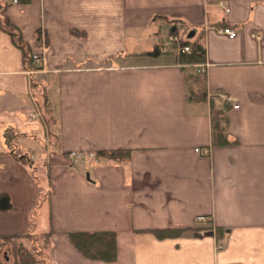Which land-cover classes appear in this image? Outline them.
Returning a JSON list of instances; mask_svg holds the SVG:
<instances>
[{"label": "crops", "instance_id": "1", "mask_svg": "<svg viewBox=\"0 0 264 264\" xmlns=\"http://www.w3.org/2000/svg\"><path fill=\"white\" fill-rule=\"evenodd\" d=\"M0 18L40 65L28 71L0 28V196L12 207L0 235L51 231L45 264H110L75 251L66 235L79 231L115 232L112 264H264V0H0ZM180 23L182 40L203 35L204 64L177 63ZM165 28L170 47L158 41ZM192 72L205 74L206 101L189 97ZM212 108L229 118V144L213 146ZM122 149L123 163L94 156Z\"/></svg>", "mask_w": 264, "mask_h": 264}, {"label": "trees", "instance_id": "2", "mask_svg": "<svg viewBox=\"0 0 264 264\" xmlns=\"http://www.w3.org/2000/svg\"><path fill=\"white\" fill-rule=\"evenodd\" d=\"M2 13V12H1ZM184 24L180 23L178 28L172 32L176 40L172 41L174 48H178L177 63L181 67L200 66L205 63V45L203 43V35L200 34L196 38L189 40H182L178 36L179 31H183ZM0 28L7 32L14 46L22 52L23 63L26 64L27 70L32 72L40 68V65L36 62L33 54L28 49L26 43L22 41L18 29L10 25L5 18H0ZM36 40L41 43V33H37ZM188 47V52H183V48ZM158 53V48L155 47L149 55L154 56ZM186 81L188 85V93L190 99L196 102H203L207 100L206 92V80L205 74L190 73L186 75ZM48 113V112H46ZM211 139L213 140V146L217 147L220 144H229V141L224 138L226 126L228 125L229 118L225 115V112L219 109L212 108L211 110ZM46 128L51 135V128L54 124L53 117L44 118ZM9 140V138H7ZM130 152L127 150H99L94 152L96 160H103L104 162L123 163L129 160ZM20 161H25L24 156L16 154ZM10 198L8 195L0 196V212H7L11 210ZM50 221V219H49ZM209 221H207L208 224ZM210 223V222H209ZM201 230L200 227H187L185 229L166 228V229H152L149 233L155 236L158 240L162 239H174L185 236V234L197 235ZM220 232L219 230L217 233ZM51 231H47L43 234H37L33 230L29 233L20 235H0V252L3 254L2 260H4V254L7 255V261L9 264H45L42 256L44 249H47L50 245ZM66 239L70 242L75 251L78 252L83 258L89 261H97L102 263H115L117 250V238L115 232L102 231V232H69L66 235ZM25 240L30 241L32 247H27L24 243ZM41 242V244H39ZM39 244V246H36ZM1 259V255H0Z\"/></svg>", "mask_w": 264, "mask_h": 264}, {"label": "rangeland", "instance_id": "3", "mask_svg": "<svg viewBox=\"0 0 264 264\" xmlns=\"http://www.w3.org/2000/svg\"><path fill=\"white\" fill-rule=\"evenodd\" d=\"M169 34H168V29L167 28H165V30H162V32L160 33V37L158 38V41L163 45V46H167V47H170L169 45H170V42H169ZM153 41H156L155 39H153V40H147V41H145V44H146V46L147 47H150L151 45L150 44H152V42ZM37 62V61H36ZM34 71V70H33ZM41 116V115H40ZM44 118H47L46 117V115L44 116ZM51 145L54 143V141H53V138L52 137H50L49 139H46ZM47 147V146H46ZM47 149V148H46ZM45 149V150H46ZM39 150L38 152H37V155L36 156H34V157H36V158H38V161L39 162H41L42 163V159H44V158H46V156H51V154H52V149L51 150ZM24 152H26V151H24ZM24 152H18L19 154H25ZM25 159V158H24ZM26 160V159H25ZM47 161H45L43 164H41L42 165V167H41V169L43 170V171H47V169H48V167H47V163H46ZM82 167H84L83 165H82ZM75 169H78L77 167L75 168ZM41 172V173H38L39 175H40V177L43 179V178H45L44 177V172ZM47 197V196H46ZM41 212H43V215L40 217V215H39V213H38V216H36V224H37V226L38 227H40L41 229H39V233H41L42 232V230L43 229H46L45 227H47V225H45V222H46V220H44V216H45V214H44V210L42 209L41 210ZM186 235V234H185ZM26 244V243H25ZM28 246L27 247H32L31 246V244H27ZM36 246H39V244H36ZM3 250H1L0 252H2ZM1 262L3 263V260H2V256H1Z\"/></svg>", "mask_w": 264, "mask_h": 264}, {"label": "built area", "instance_id": "4", "mask_svg": "<svg viewBox=\"0 0 264 264\" xmlns=\"http://www.w3.org/2000/svg\"><path fill=\"white\" fill-rule=\"evenodd\" d=\"M20 2H21V0H12V4H19ZM220 6H223V5L220 4ZM226 11L229 12V9H226ZM217 32L219 34L223 35V36L225 35L229 39H234L236 37V34H237V32L235 30H233V29H231L229 27H226V26L217 29ZM253 37L256 38L257 40L260 39L259 36H256V35H254ZM188 51H189V48L188 47L183 48V52H188ZM34 58L37 61L39 60L38 57H37V55L34 56ZM233 107L234 108H237L238 106L237 105H234ZM194 151L195 152H198V153H201L202 155H205L206 153H208V151H206V150L203 151V150H200L198 148H195ZM69 157H71L75 161L80 158L79 155L76 154V153H70L69 154ZM206 221H207V218L204 217V216L197 217V222L206 223Z\"/></svg>", "mask_w": 264, "mask_h": 264}, {"label": "water", "instance_id": "5", "mask_svg": "<svg viewBox=\"0 0 264 264\" xmlns=\"http://www.w3.org/2000/svg\"><path fill=\"white\" fill-rule=\"evenodd\" d=\"M193 34H191L190 36H192Z\"/></svg>", "mask_w": 264, "mask_h": 264}]
</instances>
